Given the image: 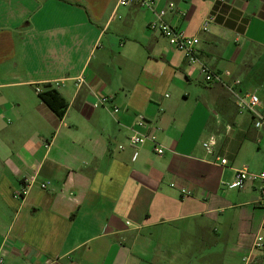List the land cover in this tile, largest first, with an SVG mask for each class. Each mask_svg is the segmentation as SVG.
<instances>
[{"label":"crops","instance_id":"obj_1","mask_svg":"<svg viewBox=\"0 0 264 264\" xmlns=\"http://www.w3.org/2000/svg\"><path fill=\"white\" fill-rule=\"evenodd\" d=\"M118 2L0 0V264H264L258 184L227 187L242 151L264 163V128L200 73L264 90V0H156L199 37L194 64L148 27L151 10ZM136 130L163 152L120 149Z\"/></svg>","mask_w":264,"mask_h":264},{"label":"built area","instance_id":"obj_2","mask_svg":"<svg viewBox=\"0 0 264 264\" xmlns=\"http://www.w3.org/2000/svg\"><path fill=\"white\" fill-rule=\"evenodd\" d=\"M119 5L127 6L130 4L137 3L141 7L151 10L154 14V18L149 22L148 27L152 30L158 31L162 36H164L168 42L177 50L181 51L185 59L190 64L199 62L197 55V48L200 44V39L198 36H190L183 29L176 27L174 24L166 20L168 13L175 11V5L170 4L167 7H164L160 10H156V0H119ZM214 20L213 17H207L203 23V30L207 31L209 29V24ZM200 73L204 76L206 83H220L222 84L227 91L233 96L238 109L242 112H247L252 116L253 125L255 128H264V110L263 104L259 95L250 90L241 89V79L238 77L230 76L229 71L218 72L208 68L206 65H200ZM83 77L79 76L77 78L78 83H82ZM37 91H40L37 88ZM108 101L107 97H102L99 103H105ZM96 103L95 105H97ZM118 108H115V111H118ZM143 115H140L137 119L136 124L138 126H144L146 121ZM148 141H151L154 144V150L157 153L163 152V147L158 143L157 136L154 133H142L135 131L130 134L124 143H120L118 147L120 149L125 148L126 146L131 148H139L144 146ZM217 145V140L214 136H211L208 140L203 142V147L210 153L214 152V148ZM217 159H220L221 164H227L228 160L226 158H220L217 156ZM252 181L258 184L259 188V199L260 203L264 207V171L262 172H253L250 171L246 166L239 168L235 172L234 180L227 184L229 189L242 188L246 182ZM34 182V178L28 179L27 183L24 184L17 193L18 197H22L28 193L29 187ZM44 188L46 184H41ZM264 220L260 227L259 232L255 236L254 248H263L264 247Z\"/></svg>","mask_w":264,"mask_h":264},{"label":"trees","instance_id":"obj_3","mask_svg":"<svg viewBox=\"0 0 264 264\" xmlns=\"http://www.w3.org/2000/svg\"><path fill=\"white\" fill-rule=\"evenodd\" d=\"M40 97L58 116L64 115L68 104L57 89L49 86L40 92Z\"/></svg>","mask_w":264,"mask_h":264},{"label":"rangeland","instance_id":"obj_4","mask_svg":"<svg viewBox=\"0 0 264 264\" xmlns=\"http://www.w3.org/2000/svg\"><path fill=\"white\" fill-rule=\"evenodd\" d=\"M258 95H259V97L261 96L260 99H261V101L264 102V90L261 91V93L259 91ZM225 138H226V135L223 133L221 135L222 142L224 141ZM253 146H255V145H253ZM255 150H256V147H255ZM260 150H261L260 154L264 155V148H262ZM230 161L232 162V160H230ZM238 165L242 166V167L247 166L250 169V171H253V172H262V171H264V163L262 161H254L252 159V157H251V153H248L247 151H244V152L242 151V153L240 154V157H238ZM217 255L218 256L222 255V253H218Z\"/></svg>","mask_w":264,"mask_h":264}]
</instances>
